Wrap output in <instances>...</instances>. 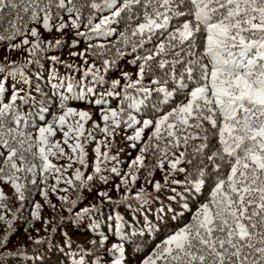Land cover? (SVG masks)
Returning a JSON list of instances; mask_svg holds the SVG:
<instances>
[{
    "label": "snow or ice",
    "instance_id": "1",
    "mask_svg": "<svg viewBox=\"0 0 264 264\" xmlns=\"http://www.w3.org/2000/svg\"><path fill=\"white\" fill-rule=\"evenodd\" d=\"M120 19H126L130 26V33L121 34V42L130 45L133 52L143 50L136 57L140 61L137 78L126 87L142 93L143 99L153 104L154 113H160V106L169 102L173 106L154 119L138 120L133 112L140 111L142 101H133L126 119L124 110H105L101 117L104 127L93 124L92 130H87L90 114L69 106L70 100L85 98L83 90L77 92L70 79L66 88L65 81L59 80L52 84L59 97V114L51 122L45 119L48 100L52 99L46 97L35 112L44 123L32 125L33 131L28 130L30 115H21V108L29 103L35 108L36 101L25 88L13 87L7 103L0 101V182L10 184L22 206L28 185L46 184L50 177L59 184L73 163L87 167L86 147L95 142L93 174L85 179L77 168L74 179L63 180L69 188L78 181L75 188L82 189L101 173V165L112 159L101 146L111 147L108 138L115 136L121 124L135 126L134 135L127 139L134 142L133 147L136 142L143 146L125 174L133 183L135 173L145 166L146 154L156 157L162 171L167 163L166 182L173 172L186 171L178 166L191 157L194 172L189 174V191L193 194L212 182L207 202L200 204L191 221L169 234L141 264H264V0H0V42L7 40L11 49L30 45L25 49L32 57L27 64H38L37 52L57 48L62 41L45 44L37 26L46 32H62L70 26L80 36L104 37L112 33L111 25ZM30 24L33 27L29 31ZM81 27L87 31H79ZM29 35L33 41H29ZM17 37L24 39L12 43ZM149 44L152 47H146ZM95 48L93 54L102 59L105 74L118 57L126 54L119 47L115 54L101 51L104 45ZM72 55L84 57L88 52ZM107 55L112 58H104ZM48 59L63 63L58 57ZM85 64L84 75L91 73L103 82L101 69L87 61ZM26 66L9 65L0 68V73L18 74L19 82L28 85L23 72ZM146 77L154 87L145 86ZM57 79L52 73L50 83ZM118 84L114 81L113 87ZM6 88L0 76V95L6 96ZM153 93L157 94L155 102L149 99ZM174 96L182 99L177 102ZM22 123L25 127L20 126ZM57 129L62 131V143L52 139ZM96 129L104 134V141L96 140ZM146 129L150 135L142 141ZM61 159L70 163H53ZM121 183L129 187L126 179ZM50 187L57 191L56 185ZM153 187L158 191L161 185L156 182ZM40 194L47 199L46 189ZM101 195L106 197L107 193ZM145 195L141 189L135 198L143 200ZM60 199L73 208L77 204L67 196ZM6 200L0 191V208H7ZM95 209V205L84 208L77 217ZM32 214L38 218L37 211ZM0 222L7 225L6 232L11 231L12 220L0 215ZM122 229L123 221L117 220L114 230L118 236ZM106 239L99 238L100 251L90 254L87 261L82 251L73 264H128L125 245L117 242L109 248ZM6 240L5 235L0 248ZM7 256L0 252V264Z\"/></svg>",
    "mask_w": 264,
    "mask_h": 264
},
{
    "label": "trees",
    "instance_id": "2",
    "mask_svg": "<svg viewBox=\"0 0 264 264\" xmlns=\"http://www.w3.org/2000/svg\"><path fill=\"white\" fill-rule=\"evenodd\" d=\"M87 12L88 10L86 9L85 15H87ZM104 14L106 15L107 13ZM65 19H68V17H65ZM94 22L98 23L99 21L97 19ZM31 27H33V25L30 24L29 31ZM37 27L39 32H41L40 40L42 42L46 44L49 41L55 42L56 40H61L62 44L59 47L53 48L44 53L37 52V57L39 58L38 64H27V61L32 59V57L29 53L27 54L21 51L19 52L22 53V56H18L17 58L10 56L8 57L9 61L0 60V68H7L9 65H27L23 68V72L29 80L28 85H23L19 82L18 74L13 77L7 72L0 73V76L4 78L7 85L6 96L0 95V101L7 103V98L11 96L13 87L25 88V86V89L30 92L32 99L36 101L35 108L33 105L28 107H25L26 105L22 106L21 114H24V116H29L30 114L28 113H30V111L35 114L40 105L44 103L46 97L52 98L48 100V109L50 108L49 104L55 102V99L59 100L58 95L52 89V84L58 83L59 80H61V77L56 75L58 79L51 80L50 83L51 74L55 68L54 65L59 64H54L50 59H48V57H53V54L60 56V60L63 62L59 64L60 72H58L62 74L63 77L69 75L71 78L70 75H73L77 78L78 80H74L72 83L76 86L77 92H80L81 90L84 92V99H73V104L70 106L74 109L78 110L87 108L94 111L104 112L105 110H115L116 108H120V110H124V112L127 113L130 111L128 107L130 103L133 101H142V103L139 104L140 111L133 112V114L137 116V119L140 120L141 118L154 119L155 115L162 114V111L165 112L166 109V111H168L173 106V104L169 102L168 105H161L162 107L160 108V113H154L152 111L153 104L144 100L142 93H138L135 89L126 87L129 82L136 80L138 64L140 63V61L136 60V57L137 55L143 54V50L138 49L137 52H133L130 45L125 46L121 42V34L130 33L128 21L125 22L124 19H120L118 23L111 25L112 33L104 37H97L92 34H89L87 37L80 36L77 34V30H74L69 26L60 32L56 38L52 39L49 35H52L54 33L53 31L46 32L42 27ZM79 31L83 32L87 30L81 27ZM27 38L29 41L34 40V38L30 35ZM23 39L24 37H17L15 41H12V43H20ZM8 45L9 42L7 40L0 42V52L4 49H8ZM96 45H104L105 48L101 51L111 50L112 54H115L116 48L119 47L126 54L123 57H118L115 65L105 74L102 67V59L93 54L97 51L95 48ZM146 47H152V45L149 44ZM86 50L88 55L84 57L72 55L73 53H84ZM104 58L111 59L112 55H107ZM85 61H87L88 65H94L95 68L101 69L100 75L104 76L103 82L95 80L91 73L87 76L84 75V69L87 67ZM69 64L72 65L71 68L66 66ZM125 74H127V77ZM114 81H119V84L115 87H113ZM144 84L149 88L154 87L151 85L148 77L145 78ZM37 89L40 91H37ZM88 89H91V92L87 91ZM156 95V93H153L152 97L149 99L155 102ZM180 99H182L181 96L173 97V100H176L177 102ZM97 100H101V103L97 104ZM69 102H71V100ZM49 112L50 111L48 110L44 113L45 119ZM34 120H40L39 116L36 114L35 116L30 115L29 123H33ZM96 124L98 125L97 122ZM88 130H92V127ZM147 134L150 135V132L148 131ZM114 137L116 138V136ZM127 142L128 139L126 137L117 143L114 142L111 144V149L108 153L112 159L105 161L104 164L101 165V173L96 175L92 181L88 182L86 187L82 189L74 188V197L72 200H77V204L74 208L71 207V204L63 203L62 201L58 202V199L48 194V199H53L58 202L54 205V207H50L48 201L43 199L41 194L33 191L31 187H29L27 199L21 206V202L16 198L15 193H13L14 202L11 210L15 213V217L10 219L12 220L11 231H7V238L9 235L11 237L9 238V241L7 239L4 249H0V252L8 254L7 259L3 261V264H26L27 262L25 261V258H28L29 261H31L29 264H73L74 260L80 258L82 251L84 252V258L87 261L90 254L94 251H100V249L97 248L99 238L107 237L105 241L106 246L111 241L115 242L120 239L124 242L129 241L124 245L128 246V248H133L136 246V243L141 241V238L138 235L135 236L131 233L133 228H138V231L142 232L144 228L151 227L157 220L169 219L170 224L174 225L173 229H169L167 231L154 227L149 230V233L152 235L157 230H162V232H160L162 239L158 241L157 244L161 245L163 240L166 239L169 234L173 233L179 227L189 223L192 215L195 213L200 204L205 203L208 200V198L206 199L204 186H202L200 191L195 194L189 191L191 184L189 186L187 184L186 187H184L189 180V174L194 172L192 167V158L189 157L187 161L180 165V167L186 169V171H176L171 174L172 178L168 180L164 189V192L165 190H169L178 194L175 201L176 205H172L175 210L179 209L178 212L175 213L171 207H168L167 202H163L165 199L170 197L164 195V193L162 194L160 191L161 188L157 191L153 187L155 184L153 183L154 178L152 175L144 173V167H141L139 171L135 173L137 179H139L138 183L140 185L137 191L130 192L129 195H127L130 198L127 200L124 199L125 196H120L119 187L116 185H119V182L121 181L120 177L126 179L128 176L125 174L129 172V166L126 170L124 169L125 166H127L124 158L131 156V153H126L127 148L123 147L127 144ZM119 144L123 145L118 146ZM114 146L115 149L112 151ZM142 146L143 145L132 151L136 153L139 150L140 152V148ZM154 158L156 160L155 156ZM107 166L109 170L107 175L104 176ZM164 166H167V163H165ZM113 168L116 169V172L112 171ZM88 172L84 174L85 179L88 175L93 174V169ZM117 173H119V175ZM177 173L178 175H176ZM154 175L159 178L160 185H162V170L159 168ZM67 176L74 179L72 173ZM128 178L131 180L130 177ZM75 182L76 181H74V186L79 183ZM99 182L103 188H110L117 193L115 199H100L94 203H90L100 190L99 187L101 185ZM177 184H181V186H178ZM132 186H136V181L134 183L132 182ZM141 189H143L146 195L143 200H138L135 197ZM158 194L162 195V204L156 202L157 198L160 199ZM209 196L210 192L208 193V197ZM117 198L123 203H120ZM186 198H190V200L183 201ZM194 201H196L195 204H193ZM44 202H47L48 205L44 206ZM36 204L40 205L39 209L34 208ZM190 204L196 205L195 208H190ZM93 205L96 206V209L93 212L77 217V213H80L82 209L92 207ZM34 210L37 211V214H41L44 211L49 218V227H51V230H43L41 234H39L38 240L42 241L40 244L35 243L37 238L33 239V236H30L31 241L27 237L24 238V243L31 242L28 244L30 246H19L18 249H15L13 242L16 240L18 235L14 234V231L18 230L19 234H21L23 230L37 228L39 226L37 218H33L32 213ZM113 216H115L116 220H113ZM117 220L123 221V229L119 236L114 230V224ZM5 235L0 240H4ZM134 239H136V242L130 245L129 243L133 242ZM152 240L153 239H151V241ZM151 241L145 250L137 251L135 253L130 252V256L127 257L128 264H141L143 259L156 250L157 247L153 249ZM34 258H36V262H34ZM93 259H95V256H93Z\"/></svg>",
    "mask_w": 264,
    "mask_h": 264
},
{
    "label": "rangeland",
    "instance_id": "3",
    "mask_svg": "<svg viewBox=\"0 0 264 264\" xmlns=\"http://www.w3.org/2000/svg\"><path fill=\"white\" fill-rule=\"evenodd\" d=\"M124 21L126 22L127 20L124 19ZM53 32L54 33L52 35H49L52 39L56 38L59 35V33H60V32H56L55 30H53ZM40 37H41V32H40ZM28 47H30V45L23 46L20 49H11V48L4 49V50H2L0 52V60L9 61L8 57H10V56H14L15 58H17L18 56H22L21 52H25V53L28 54L29 52L25 50ZM19 51H21V52H19ZM53 57H58L60 59V56H58L56 54H53ZM59 64L54 65L55 68H54L53 73H55V75H58V77H61V80L65 81V88H66V84H67L69 79L71 80V82L74 81V80L77 81L78 79L75 78L73 75H70L71 78L69 77V75L63 77L62 74L59 73L60 72ZM25 88H26V86H25ZM78 90H79V88H78ZM60 91H64V89H60ZM65 94H67V93H65ZM55 100H54L55 102H52L51 104H49L50 105V108H49L50 112H49V114L46 115V120L48 122H51L52 121V117L54 115L59 114V111H60L59 108H58L59 100L58 99H55ZM73 101L74 100H71V102H69V106L71 104H73ZM28 106H32V103H29L25 107H28ZM161 107L162 106H160V108ZM78 110L86 111L91 116V119L87 122L86 127H85L87 130L90 127H92L93 124H96V122L98 123L99 127H101V128L104 127V121L101 118L102 114L104 112L94 111V110L87 109V108L78 109ZM115 110L116 111H120V108H116ZM162 112H164V111H162ZM28 114H30L31 116H35V114L33 112H31V111ZM21 115H24V114H21ZM124 118L126 119V113H125ZM76 119H78V117H76ZM41 124H43V121H41V120L35 121L34 120L33 123H29L28 124V130H33L34 131V129L32 128V125H41ZM20 126L21 127H25V125L23 123ZM134 128H135V126L133 128H127L126 126H124V124H121L120 128H118L116 130V134H115L116 138L115 137H111V138H108V140L111 141V144H113L114 142L117 143L118 141L123 140V139H125L128 136L134 135ZM94 131H95L94 135L96 137V140H98V141H104L105 140L104 134L101 133L99 131V129H96ZM148 131L149 130L146 129L144 134H142V137H141L142 141L147 140ZM52 139L54 141H61V143H62V141H63L62 131L57 129L56 130V135ZM133 143H134L133 141L128 140L127 144L123 146V147L127 148V152L126 153H131L130 154L131 156H129L128 158H126V157L124 158V161H126V163H127V166H125V168H124L125 170L128 168L130 162L133 161L138 154H140L139 150L136 153H134L132 150L138 149L142 145V143L136 142L135 143V147H130V146H133ZM121 145H123V144H119L118 146H121ZM62 146L65 148V151L70 154V150L67 148V145H63L62 144ZM118 146H116V147H118ZM95 147H96V143L95 142L90 143L86 147V151L88 153V155L86 157L87 167H84V166L80 165L79 163H73L72 167L68 168L67 173H64V176L62 177V182L61 183L57 184L56 180L50 177L46 184L38 183L37 185H34V186L33 185H28V187H31L33 189V191H36V193H39V194H40L41 189H46L48 194H50L52 197L58 199V202H61L60 197H62V196H67L69 201H71L72 198L74 197L73 190H74L75 186L73 188H69V186L66 183L63 182V180L64 179H68L69 177L67 175H69L71 173L74 176V171L77 168H79L84 174L87 173L89 170L94 168L95 153H94L93 149ZM110 149H111V147L110 148H104L103 146H101V151L102 152H104V151L109 152ZM114 149H115V146L112 148V151ZM53 163H56L58 165H67V164L70 163V161H68L67 159H61L59 161L53 160ZM111 164H115V163H111ZM111 164H109V165H111ZM144 164H145V166H144L145 172L144 173L153 176V178H154L153 183H156V182L160 183L159 178L154 175L159 170V167L156 164V160H155L154 156L151 155V154H146V158H145ZM108 166L106 167L104 176L107 175V172L109 170ZM178 167H180V165ZM167 171H168L167 166H164V170L162 171L163 177H161V180H162L163 184L161 185V190L160 191L162 192V194L164 193V195L170 197V198L165 199V201H163V202H167L168 203V207H171V209L173 211H175V213H177L179 209L175 210L174 206H172V205H176L175 201H176V197L178 196V194L176 192H174V191H169V190H165V192H164V189H165V187H166V185L168 183V180L172 178V176H169L167 182L165 181V175H166ZM176 175H178V173ZM122 179L123 178L120 177V180H122ZM126 179L128 181V184H129L128 188H125V186L121 183V181L119 182V185H116L117 187H119V192H120V196L121 197L129 195L130 192L137 191L138 187L140 186L139 183H138L139 179H136V186H132V181L128 177H126ZM104 180H105V178H104ZM75 183H78V181H76ZM99 184H100V182H99ZM187 184H188V186L190 185L189 180L184 185V187H186ZM51 185H56L57 191L53 192L52 188L50 187ZM177 185L181 186V184H177ZM211 186H212V182L211 181H209L208 184L206 186H204V189H205V192H206L205 193L206 194V199L209 198L208 197V193L211 190ZM64 188H67L68 191L67 192L59 191V189H64ZM99 188H100V190H99L98 194L90 201V203H94L95 201L100 200V199H109V198L110 199H115V196L117 195V193L114 190H111L110 188H103L102 185ZM185 189H187V188H185ZM0 191H2L4 193V195H5V197L7 198V200H6L7 208L6 209L0 208V215H4L6 219H13V217H12L13 211L11 209L13 208V202H14V196H13L14 189H12L10 184H3L2 182H0ZM102 193H107V196L106 197L102 196L101 195ZM158 195H159L160 199L157 198L156 202L162 204L163 203L162 202L163 198L161 197L162 195H160V194H158ZM43 199H45L44 196H43ZM45 200L48 201V204H50V207H52V206H54V205H56L58 203V202L54 201L53 199H48V196H47V199H45ZM188 200H190V198H188V199L186 198L183 201H188ZM119 202L123 203L120 200H119ZM195 202L196 201H194L193 204H195ZM48 204H47V202H44V206H46ZM68 204H70V203H68ZM195 206L196 205H191L190 204L189 207L190 208H195ZM37 220L39 222V226L37 228H30L28 230H23L21 234H19L18 230L13 232L14 234L18 235L16 240L13 242V246H15L14 247L15 249H18L19 246L20 247H22V246H25V247L30 246L28 244H30L31 242L24 243V238L27 237L31 241L30 236H33V239L37 238V240H38L39 239L38 238L39 234H41V232L43 230H47V231L51 230V227H49V218L44 213V211L41 214H38ZM113 220H116L115 216H113ZM163 221H165V222H163ZM155 222L156 223H153V225L151 227L144 228L142 232H139L138 228H133L131 233H133L135 236L138 235L141 238L140 239L141 241L136 243V246L133 247V248H128V246L125 245L126 252H127V255H126L125 259L127 260V262H128L127 257L130 256V254H129L130 252H134L135 253L137 251L145 250L148 247L149 242L151 241V239H153L151 241V243H152L153 249H155L157 247L158 241H160L162 239L161 235H160V232H162V230H167L168 231L169 229H173V226H174V225L170 224L169 219L159 220V221L157 220ZM0 224H1L0 239H2V237L5 234L7 236L8 232H6L7 225L4 222H0ZM154 227L158 228V229H162V230H157L152 235L151 233H149V230L151 228H154ZM10 237L11 236L9 235L8 238H7L8 241H9ZM117 242L122 243V244H127V242H129V241H125L124 242L123 240L118 239L115 242L111 241L109 244H107V247L110 248L113 243H117ZM134 242H136V239H134V241L130 242L129 244L131 245ZM0 249H4V247L0 248ZM25 261L28 264L31 262V261H29L28 258H25ZM34 262H36V258H34Z\"/></svg>",
    "mask_w": 264,
    "mask_h": 264
}]
</instances>
